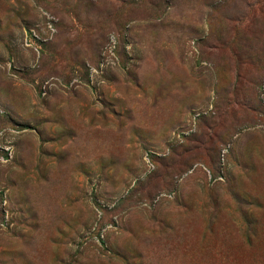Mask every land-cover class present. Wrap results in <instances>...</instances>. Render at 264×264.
<instances>
[{
	"label": "rangeland",
	"instance_id": "1",
	"mask_svg": "<svg viewBox=\"0 0 264 264\" xmlns=\"http://www.w3.org/2000/svg\"><path fill=\"white\" fill-rule=\"evenodd\" d=\"M0 264H264V0H0Z\"/></svg>",
	"mask_w": 264,
	"mask_h": 264
}]
</instances>
